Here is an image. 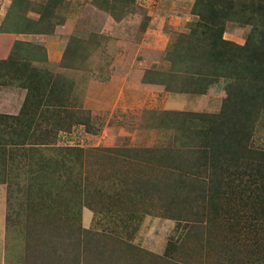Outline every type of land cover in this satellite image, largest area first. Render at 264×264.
Masks as SVG:
<instances>
[{"label": "rangeland", "instance_id": "1", "mask_svg": "<svg viewBox=\"0 0 264 264\" xmlns=\"http://www.w3.org/2000/svg\"><path fill=\"white\" fill-rule=\"evenodd\" d=\"M0 1L2 8L6 0ZM22 1V8H10L0 24L4 39L0 85L11 83L22 91L15 109L7 107L0 95V110L4 111L0 114L14 111L10 115L17 116L11 123L0 122V264H264V193L255 190L256 175L242 174L232 182L229 175H220L221 181L215 182L216 198L208 192L203 200L200 196L198 201L204 207L185 220L163 214L170 193L159 182L171 180L173 187L185 188L179 182L178 173L183 169L177 163L185 162L191 147L202 148L214 140L213 135L218 139L226 130L219 122L225 88L236 81V69L242 70L240 62H227L219 74L228 73L224 75L228 77L207 85V80L197 79L202 74L198 73L191 81L179 80L180 92L142 79L147 69L169 75V55L180 36L198 23L199 16L192 13L195 0H138L140 9L121 20L92 0H75L81 6L57 1L59 8L43 27L38 26L39 19L49 14L45 8L49 0ZM14 21L29 28L17 31ZM251 28L228 22L223 37L243 44ZM28 35L37 39L32 41ZM49 44H58L59 58L49 57ZM73 44L82 45L77 47L78 55L66 56L67 47L75 50ZM29 61L40 66L39 73H47V79L62 82L61 94L52 95L44 104L46 116L38 122L31 121L29 107L21 110L28 73L38 68ZM181 64L174 72L179 68L200 71L193 60ZM210 66L213 74V64ZM174 122H179L175 128ZM263 135L254 140L255 147L264 148ZM66 146L86 148L83 160L91 178L100 181L90 192L67 188V205H63L71 221L68 228L62 214H55L53 220L41 219L37 205L47 213L42 196L46 191H38L40 184L33 188L35 172L58 169L60 161H47L60 158L59 151ZM109 147L117 148L118 153H108L105 148ZM173 155L177 157L170 161L168 156ZM214 163L209 172L214 168L216 174L225 173L227 168ZM61 164L66 168L63 161ZM3 168L9 170L5 175L1 174ZM206 168L200 165L201 172ZM11 175L23 189L10 204L4 180ZM122 185L143 190L137 206L123 208L126 204L115 194ZM86 199L80 209L77 203ZM60 203H56L57 212ZM74 242L85 253L71 258L76 251ZM51 247V255L45 256Z\"/></svg>", "mask_w": 264, "mask_h": 264}, {"label": "trees", "instance_id": "2", "mask_svg": "<svg viewBox=\"0 0 264 264\" xmlns=\"http://www.w3.org/2000/svg\"><path fill=\"white\" fill-rule=\"evenodd\" d=\"M57 1L63 2V0H49L45 5L46 11L49 14L46 17H42L41 15L38 26L43 27L48 25L57 7L59 8ZM242 1L243 0H241V2L239 1L240 8H237V0H195L192 13L199 16L198 23L191 28L188 34L184 33L181 35L182 37L180 36L176 48L174 47V52L169 55L172 62V69L169 75L162 76L163 73L160 71L152 72V70L147 69L144 78H142L144 81H155L157 84H162L166 89L168 88L180 92L182 84H179V80L181 79H183V81H191L198 73H202L197 79L207 80V85H210L220 80L221 77H223L222 79L228 77L224 76L228 75V73H224L223 76L219 74L223 64H227V62L230 63L231 61H233L232 64L237 61L242 64V70L236 69L235 71L234 76L236 77V81L234 84L230 82L227 88H225L227 96L223 102L222 108H224V112H222L223 115H220L222 119L219 122L226 130H222L223 132L218 139H216V134L213 135L215 137H213L214 140L210 138L212 141L205 143L202 148L191 147L188 150L190 154L185 157V162L182 163L179 160L177 163L178 167H181L183 171L189 169L188 172L182 171L181 174L178 173V175H180L179 182H181V185L187 190L181 187H173L171 185L173 181L171 180L168 182H159L158 184L165 186V188L168 186V192L170 193V199L167 205L168 210L166 209L167 213L163 212V214L172 216L175 219L185 220L191 217V213H195L199 207L203 208L204 205L202 206L201 201L199 202L198 199L201 196L203 200L207 192L210 194V197L216 198L215 182L216 180L221 181L220 175H229V180H231V182L234 181V179L237 180L239 177H243L241 176L242 174L247 175L249 173L250 177L256 175L255 179L258 184L255 190L257 193L262 191L259 195L264 193V148L255 147L253 145L254 140H260L259 137L263 135L261 133L264 131V0H255L252 1V3L248 0H244L243 3ZM92 3L110 13L116 20H121L127 14L135 13L138 11V8L140 9L138 0H92ZM21 5L23 6L22 0H14L12 7L16 6L17 8H22ZM49 8H54V10H49ZM147 16L148 14L144 17L146 18ZM228 22L251 25L252 28L245 43L240 44L238 42H232L223 37ZM16 23L18 25L16 26L17 31L29 28L28 24L24 27H20L22 22ZM18 44L23 45L24 42L19 41ZM78 46L82 45L73 44L72 47H75V50L67 47L65 55L68 56L67 54L70 53H72V56L78 55ZM198 48H200L199 53H197ZM69 49L70 52H68ZM205 50L209 51L208 55V52L206 53ZM189 60H193L198 65L200 68L199 72L195 73L194 71L181 70L180 68V70H177L178 72H174V67L178 68L179 66L177 64H181L184 61L188 62ZM29 64L32 67L35 66L32 64V61H29ZM211 64H213V74L209 73ZM32 67L31 69L34 70ZM39 70L40 66L36 70L31 71V73H28V84H25L27 94L21 108L23 112L26 111V107L31 109L30 111L32 113L28 114V112H30L29 109H27L28 112L26 113L28 115L31 114L32 122H38L40 117L46 116L43 112L45 108L43 111L42 108L45 107L44 104L46 102L48 103L51 100L52 95L61 94L62 82H60V80L56 81L53 79V81L52 79H47L48 77L45 75L47 73L42 75V73H39ZM149 74L155 77L149 78L151 77L148 76ZM32 81H36V83L33 85ZM177 82V85L172 84ZM174 86L179 87L172 88ZM204 88L205 86L203 89ZM237 88L238 92L232 94L235 91L234 89ZM181 91H184V89L182 88ZM261 108L262 110H259ZM15 117L17 116L0 114V118L3 119L0 122L7 120L11 123L10 119H14ZM174 123L175 124H171L173 128H175L179 122ZM12 125L14 126V124ZM105 149L109 150L108 153H118L119 151L117 148L113 147ZM59 152L61 153L60 158L53 159V162L47 161V164H54L60 161V164L57 163L58 169L52 168L42 170L40 173L35 172L34 179L37 178L33 188L38 187L40 184L38 191L44 193L46 191V194L42 196L47 202V204L44 205V207L47 208V213H42L44 211L42 206L39 204L37 205V211L39 213L41 212L40 214L43 215L41 219L53 220L55 214H62V217L65 219L64 221H66L65 228H68V225L71 226V221H69L67 211H65L66 207L63 205H67L66 200H64L66 199L64 195L66 194L67 188L71 187V189H80L90 192L100 181L99 179L95 181L91 178L93 176L83 160L87 152L86 148L80 146H66ZM211 152H213V156L210 158V155H212ZM175 156L177 157V155L168 156V159L172 161L176 158ZM62 161L66 168L61 164ZM212 161H218L222 167L224 166V169L227 168L225 171L226 174L222 171L216 174L214 168L212 172H209L210 166L216 164ZM161 162H163V160H161ZM200 165H203V169L207 167L206 171L201 172ZM244 170L247 171L245 172ZM8 171L3 168L1 174L5 175ZM207 174H211L212 176L208 178L206 176ZM98 175L101 176V174ZM177 176L173 179H176ZM209 180L213 182L208 183ZM4 182L8 184L9 193L7 200L11 204L19 198V194L23 187L13 175L6 178ZM43 182L44 187L41 189ZM165 188L160 189L166 190L167 192ZM115 194L117 198H120L123 200L124 204H126L123 208L128 209L131 206L135 207L139 204L138 198L142 197L144 192L137 187L122 185L117 189ZM164 194L165 193L160 194L159 198L163 199L161 196ZM181 194L183 197H181ZM63 196L64 198H62ZM186 196L188 201L186 200ZM192 196H195V199H192ZM57 201H59V203L61 202L59 212H57ZM85 202H87V199L77 203L80 209L81 205ZM213 205L216 207V201L213 202ZM193 209L195 211H193ZM75 210L76 209H74V212ZM50 225L53 224L50 223ZM72 237H74V235H72L71 238ZM73 245L76 251L73 252L74 254L71 258L80 256V252L83 251L82 247L80 248V244L74 242ZM52 250L53 248L51 247V249H49L50 254L45 253V256L51 255ZM83 252L85 253V250Z\"/></svg>", "mask_w": 264, "mask_h": 264}, {"label": "crops", "instance_id": "3", "mask_svg": "<svg viewBox=\"0 0 264 264\" xmlns=\"http://www.w3.org/2000/svg\"><path fill=\"white\" fill-rule=\"evenodd\" d=\"M63 2L66 4L65 0H63ZM69 2L76 3L78 6H81V4L79 2H77V1H75V0H69ZM13 3H14V0H6L5 1V4H4V7L0 8V18H1L0 24H2L1 21H3V19H5V17H6V15H7V13H8V11H9L10 8H11V10H12V8H17L16 6H13L12 7V4ZM12 16H14V13L12 14ZM15 23L16 22L14 21V24ZM15 26H18L17 23H16ZM32 35H34V34H32ZM32 35H28V36L31 37V40L32 41L36 40L37 38H33ZM35 35H36V37L39 36L38 34H35ZM56 46L57 47H55V44H49V47H48V55H49L50 58H56V55H58V58H59L58 44H56ZM1 49H4V39L0 37V50ZM142 84H144V83H142ZM143 87H145V85ZM26 94H27V90H26ZM26 94L23 97V101L26 98ZM0 95H3L4 103H5V105H7V107L10 106L11 109L12 108L15 109L17 106H19V103L21 101L22 91L20 89L14 88L12 84H9V85H7V84L4 85L3 84V85H0ZM0 98L2 99V97H0ZM16 103H17V106H16ZM1 112H4V111L3 110H0V113ZM5 113L15 114L14 111H12V112L11 111H8V112H5Z\"/></svg>", "mask_w": 264, "mask_h": 264}]
</instances>
